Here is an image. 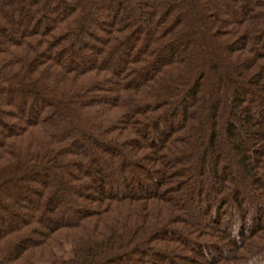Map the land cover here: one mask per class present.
<instances>
[{
  "label": "trees",
  "instance_id": "trees-1",
  "mask_svg": "<svg viewBox=\"0 0 264 264\" xmlns=\"http://www.w3.org/2000/svg\"><path fill=\"white\" fill-rule=\"evenodd\" d=\"M0 264H264V0H0Z\"/></svg>",
  "mask_w": 264,
  "mask_h": 264
}]
</instances>
